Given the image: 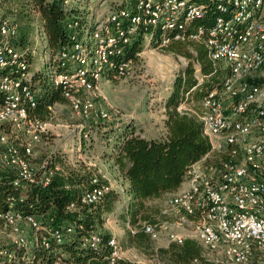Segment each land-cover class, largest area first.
Wrapping results in <instances>:
<instances>
[{"label":"built area","instance_id":"obj_1","mask_svg":"<svg viewBox=\"0 0 264 264\" xmlns=\"http://www.w3.org/2000/svg\"><path fill=\"white\" fill-rule=\"evenodd\" d=\"M126 1L119 0L94 18L87 31H72L69 45L58 52L55 65L46 71L48 81L60 88L65 102L84 121L90 117L107 120L110 113L96 109L93 97L101 78L132 75L134 61L124 55L134 38L139 36L147 44L155 39L156 48L171 41L202 43L213 66L226 75L197 107L185 93L177 110L197 117L210 150L189 165L181 188L167 196L154 221L126 223V227L132 234L141 230L152 241L162 234L168 243L195 240L203 255L189 264H264V0H137L132 7L121 5ZM205 10L213 11L210 24H193ZM15 33V24L0 19V68L14 70L0 74L4 93L0 164L14 168L21 179L46 185L59 165L44 168L49 154L35 167L31 157L34 146L49 133L47 119L58 103L47 105V119L29 114L37 101L33 75L27 58L10 43ZM140 54L136 52V56ZM181 58L186 65L188 59ZM193 68L194 78L201 82L197 60ZM78 126L76 149L81 151V142L89 138L90 130L84 122ZM92 183L95 185L81 195L85 204L97 203L108 191L117 190L111 181L99 185L96 176ZM120 190L125 198L124 189ZM24 224L34 231L31 245L50 247L48 238L37 234L40 225L34 215L11 209L0 212V245L8 237V242L27 249L30 241ZM46 230L60 242L73 226ZM100 241L99 234L92 232L83 242L97 247ZM107 244L111 264L124 258L115 237ZM0 253L10 256L4 249ZM65 260L63 254H56L52 263L44 264H67Z\"/></svg>","mask_w":264,"mask_h":264},{"label":"trees","instance_id":"obj_2","mask_svg":"<svg viewBox=\"0 0 264 264\" xmlns=\"http://www.w3.org/2000/svg\"><path fill=\"white\" fill-rule=\"evenodd\" d=\"M136 1L127 0L121 5L132 7ZM82 9L71 0H0V19H8L16 25V33L10 43L27 58L28 70L33 75L32 88L37 101L36 106L29 109L30 115L47 119L49 103L65 102L60 88L48 81L46 71L55 65L58 52L69 45L72 31L82 33L91 27L93 18L84 14ZM212 15L213 11L205 10L203 16L194 18L192 23L208 26ZM37 36L44 42L42 50L47 57L39 70L32 62L35 58L33 50H36L33 40ZM150 44L155 47V39ZM143 46L141 37L134 38L124 55L125 59L137 61L139 56H136V52L141 51ZM163 48L188 59V63L179 69L164 100V135L142 136L136 132L132 122L126 121L106 138L105 145L112 144L111 151L103 150L100 153L101 158L112 162L123 179L125 211L118 213L115 210L121 197L118 190L108 191L97 203H83L81 195L95 185L92 183L94 176L98 178L99 185L108 183V180L96 168L81 161L70 163L67 155L60 150L50 154L44 167L59 165V170L54 171L46 185L21 179L14 168L0 164V212L11 209L34 215L40 225L37 234L45 235L50 244L48 249L33 245L30 251L11 242L3 243L0 251L7 250L10 256L0 253L1 264L52 263L56 254H63L67 264H111L107 244L111 234L98 230L106 219L110 215L117 216L130 225L144 220L154 221L159 209L147 207L146 201L176 191L189 165L208 153L210 143L203 134L201 122L196 116L180 112L177 108L185 93L191 96L192 101H200L212 88L221 84L226 72L213 66L202 43L171 41ZM191 48L195 53L190 51ZM195 60L200 63L201 82L193 76ZM8 72L14 70L0 68V74ZM3 100L4 93L0 91V104ZM90 128L87 127L91 131ZM85 141L82 140L81 149L86 150ZM124 181L127 182L125 186ZM72 203L74 207L70 206ZM67 225H72L73 230L64 233L60 242H56L46 230L49 227L62 229ZM92 232H97L101 238L97 247L83 242ZM120 243L124 248L134 246L141 249L151 258H156L157 264H189L203 255L202 246L193 239L186 238L182 243L170 242L165 247H155L150 245L151 239L141 230L132 234L127 229ZM23 257L28 259L25 261ZM113 264L138 263L123 258Z\"/></svg>","mask_w":264,"mask_h":264},{"label":"rangeland","instance_id":"obj_3","mask_svg":"<svg viewBox=\"0 0 264 264\" xmlns=\"http://www.w3.org/2000/svg\"><path fill=\"white\" fill-rule=\"evenodd\" d=\"M118 1L119 0H71V3H75L83 8L82 11L84 14L94 19L108 12L110 8L115 7ZM33 43L36 47V51L43 53L42 48L44 42L42 38L37 36L36 39L33 40ZM143 45L139 59L134 61L132 65L133 73L130 77L122 79L103 77L99 81V91L93 97L94 106L96 109L108 111L110 113V118L105 120L90 117L84 121L71 110L67 103H58L55 113L47 119L50 129L49 133L43 135L42 142L34 146V155L31 157L33 166H39L43 158L55 150L64 152L69 159L68 149L72 148V161L69 160L70 163L77 164L82 162L87 165L88 161L91 160L94 163V165H89L91 168H96L97 171L100 169L101 172L98 173L106 174V172L110 170V167L107 166L106 169L101 168V166L98 167L99 164L97 165L98 162L95 158L90 159V152L97 157V160L105 147L107 148V152H110L112 144L106 146V138L111 135L117 126L128 121L127 123H133L137 133L141 134L143 132L149 137L157 135L163 136L166 131L164 126V100L172 88L173 80L179 69L183 67V59L181 55L166 51L163 47L156 48L151 44H147V42H144ZM38 56L36 55L32 62L36 63ZM169 87L171 88L169 89ZM198 102L193 101V105L197 107L199 104ZM83 122L91 127V131L89 138L85 141L86 151L83 153L85 156H81L84 160L77 158L81 162H76L73 153L78 143L75 142L74 139L79 133L80 127L78 125ZM116 173H110L108 176L109 180L105 178V176L102 177L114 183L117 187L116 189L121 191L120 189H124L123 179ZM122 195L123 194H121L119 202L125 205L123 202L125 198L122 197ZM166 198L167 196L164 195L157 199H149L146 201V205L147 207L155 206L160 210ZM116 206H118L119 209L115 207V210L119 211L121 206L118 205V202ZM153 212L154 211L151 213ZM116 219H118L117 216H111L110 220L112 221L110 225H117L119 230L122 231L125 228L126 231L127 227H124L125 222L121 219L116 221ZM107 226H109V224H107ZM23 229L30 241L27 250L31 251L33 247V245H31L33 230L25 224L23 225ZM119 234H121V232ZM163 235L164 234H162L160 240L165 241L166 238L165 235ZM8 240L7 237L5 241L8 242ZM160 243L162 242L151 240L150 245L157 246ZM126 252L130 259H132V262L138 264L151 263L149 259L152 258L147 253L145 254L142 252L141 254L135 248H130ZM144 255L147 256V258Z\"/></svg>","mask_w":264,"mask_h":264},{"label":"crops","instance_id":"obj_4","mask_svg":"<svg viewBox=\"0 0 264 264\" xmlns=\"http://www.w3.org/2000/svg\"><path fill=\"white\" fill-rule=\"evenodd\" d=\"M34 39H36V37L34 38ZM44 46V45H43ZM34 51V54H35V56L37 55H39L38 56V58H37V60H36V63L34 64V66L36 65V67H35V69H41V67L43 66V64H44V62L47 60V57L45 56V55H43V53L42 52H39V51H36V50H33ZM190 51H192V53H195V51L191 48V50ZM41 54V55H40ZM43 69V68H42ZM58 103V102H57ZM63 103H66V102H63ZM163 134V133H162ZM141 135L142 136H146V137H149V136H147V135H145L143 132L141 133ZM164 135V134H163ZM162 136V135H161ZM150 137H160V135H157V136H150ZM74 141L75 142H77L78 143V136L74 139ZM76 144V143H75ZM73 149L71 148H69L68 149V152H69V160L70 161H72V158H71V155H72V153H71V151H72ZM104 150H107V148L105 147V149ZM85 149H81V151L79 150L78 151V149H76L75 151H74V153H73V155H74V160L77 162V161H80L79 159H77V158H80V159H82L81 158V156H85V154H83V153H85ZM90 154H91V158L90 159H94L95 158V160L98 162H96L97 163V165H98V167H100L101 166V168H103V169H106L107 168V166L108 167H110V170H111V167H112V170L110 171H108V172H106V174H102V176H105V178H108V180H109V175H110V173H118V171H117V169H116V167L112 164V162L110 161V160H106V159H103V158H101V157H99L98 158V160H97V157L94 155V154H92V152H90ZM82 160H84V159H82ZM85 162V161H84ZM87 165H94V163L91 161V160H89L88 161V163H87ZM103 166V167H102ZM99 171L98 172H101L100 171V169H98ZM116 173V174H117ZM125 185H127V182L126 181H124V186ZM181 186H182V183H181V185L178 187V189L176 190V191H174V192H172V193H167V194H165L166 196H169V195H171V194H174V193H176L180 188H181ZM120 202L118 201V205L119 206H121V209L118 211V210H116L118 213H123L124 211H125V208L123 207V204H119ZM119 209V207L118 206H116V209ZM124 208V209H123ZM110 217H111V215L109 216V218H107V220L103 223V227H101V228H99L98 230L100 231V232H109L110 234H111V236H113V237H115L116 239H117V241H118V244H119V246H120V250H121V253H122V255H123V257L125 258V259H127V260H130V261H132V259H130V257H129V255H127V250L128 249H130V248H135L137 251H139L141 254H142V250L141 249H139V248H136V247H134V246H127V247H122L121 246V243H119V242H121V240L126 236V231H125V228L121 231V230H119V228H118V226L117 225H110L111 224V221L112 220H110ZM116 217V216H115ZM118 219H116V221H117ZM107 224H109V226H107ZM125 226L124 227H126V224H124ZM121 232V234H119ZM162 242V243H160V244H158L157 246L155 245V247H159V246H163V247H165V246H167L168 245V242L165 240H157V242ZM145 256V255H144ZM146 258H147V256H145ZM152 260H153V262H152ZM149 261L151 262V263H146V264H157V259L156 258H152V259H149Z\"/></svg>","mask_w":264,"mask_h":264}]
</instances>
